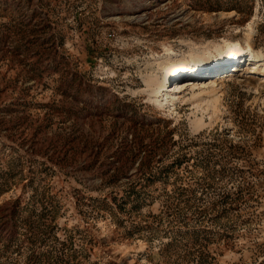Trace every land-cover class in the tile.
<instances>
[{
	"label": "rangeland",
	"instance_id": "1",
	"mask_svg": "<svg viewBox=\"0 0 264 264\" xmlns=\"http://www.w3.org/2000/svg\"><path fill=\"white\" fill-rule=\"evenodd\" d=\"M224 42L264 0H0V264H264V64L146 92Z\"/></svg>",
	"mask_w": 264,
	"mask_h": 264
},
{
	"label": "bare ground",
	"instance_id": "2",
	"mask_svg": "<svg viewBox=\"0 0 264 264\" xmlns=\"http://www.w3.org/2000/svg\"><path fill=\"white\" fill-rule=\"evenodd\" d=\"M141 7L142 6L137 7L135 12L141 13L143 11ZM138 16L141 17L142 15L139 14ZM172 52V48H165L166 55H170ZM247 58H249V61L259 63V65L264 64V57L260 54L253 53L249 47H241L238 45L231 46L227 42L220 45L209 44L202 48L192 47L187 55H183L172 61H167L161 65L160 68L162 70V74L159 78H157L155 74L146 78V92L148 93L150 99H154V101L158 103L159 107L167 106L169 107L168 109L171 110L174 107L175 99L180 97V94L185 88H183L182 85L184 80L171 82L170 79H176L185 74L187 76L188 74L193 75L194 73L207 74L208 72L213 71V69L221 67L225 63L228 64V62H235L236 64V62L239 63L241 61H245ZM229 75L232 74H230V72L227 74H221L219 78L222 79L224 77H228ZM205 80L207 81L205 82L207 84H215L210 76H207ZM205 83L200 81L195 85L202 86ZM189 85L191 88L194 87L193 83H190ZM208 102L209 101H207V103Z\"/></svg>",
	"mask_w": 264,
	"mask_h": 264
}]
</instances>
